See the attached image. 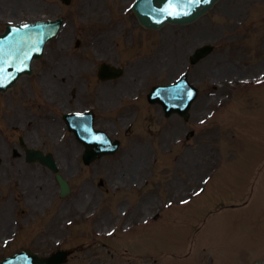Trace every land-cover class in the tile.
Returning <instances> with one entry per match:
<instances>
[{
  "label": "rangeland",
  "instance_id": "obj_1",
  "mask_svg": "<svg viewBox=\"0 0 264 264\" xmlns=\"http://www.w3.org/2000/svg\"><path fill=\"white\" fill-rule=\"evenodd\" d=\"M133 1L72 0L65 6L59 0H0V32L12 23L65 19L58 38L47 45L44 58L33 66L36 76H43V88L36 94L42 96L46 89H51L49 92L57 102L60 95L54 90L59 86L54 82V72L59 62H67L66 76L79 87L82 81L90 85L92 72L101 60L124 63L129 68L124 52L132 48L130 36L133 37L132 29L137 24L124 10ZM243 6L241 0H220L193 25L185 29L177 25L165 26L150 35L157 40V49L165 46V51L159 55H166L171 46L173 51L180 49V43L196 38L197 32L203 33L205 43L216 46L213 54L200 63L204 71L200 84L203 96L193 105L188 126L183 127L178 117L163 120L161 110L149 108V120L145 122L141 116L136 124L134 136L139 140L136 146L125 138L115 155L92 162L85 168L79 144L71 135L61 136L58 127L50 128L45 121L46 125L39 130L42 140L30 139L27 145L55 156L60 174L72 185L71 194L64 199L58 197V186L47 169L35 164L21 170L16 165L13 168L0 166V260L23 247L43 256L58 249H78L67 264H200L204 262H197L201 257L206 260L205 264L210 261L213 264H252L264 255V147H261L264 132L260 127L264 122V86L252 92L257 102L248 109L251 119L246 120L241 117V111L234 116L226 108L219 120L214 121L217 118L211 116L216 110L211 106L214 99L207 95L212 92V86L226 84L228 87L226 82L231 73L243 76L255 73L254 69L246 71L245 67L243 71H236L228 63L229 59L239 56L230 49V41L233 20L242 16ZM114 26L118 31L109 32ZM246 28L237 30V34L248 33ZM134 35L136 40L145 37L139 30ZM245 38L237 41L235 48L243 47ZM76 40L81 43L78 49L74 46ZM100 42L103 47L97 49L99 57H94L91 50L96 43L100 48ZM139 44L133 49L136 55L131 58L136 66L144 64L143 60L137 61L144 56ZM106 50L111 51L112 56L105 58ZM242 62L249 65V62ZM150 70H154L153 61ZM178 71L167 75L157 72V81L168 82ZM144 76L141 75V81ZM5 96L0 95V158L4 162L9 160L6 153L16 146L9 138L6 125L11 119H7L10 109L4 105ZM42 103L51 118L64 110L53 102ZM95 105L98 110L105 111ZM81 108L77 106L76 110ZM235 124L240 125L238 134L232 132ZM104 125L110 130L118 128L109 120ZM186 129L194 131V136L187 144L176 143L175 138L183 139ZM217 129L222 132L218 134L220 138ZM168 150L171 154L166 155L170 156L165 155ZM129 168H134L132 173ZM19 174L24 180L17 185L15 179ZM130 177L150 181L143 187L142 195L154 194V202H133L136 212L122 216L127 208L124 209V202L118 201L125 193L135 192H129L134 190L120 184L122 180L128 183ZM200 186L203 192L192 199L189 206L192 208L182 211L181 207L173 206L164 212L166 202L185 200ZM241 203L246 205H237ZM154 211L159 215L163 212L160 220L137 230ZM176 216L190 220L188 229L183 230L177 224ZM197 221H200L198 229L193 230ZM125 225L132 227L127 233L121 228ZM112 229L114 235L107 237L105 234ZM11 237L12 243H9ZM187 251L192 253V258L177 255Z\"/></svg>",
  "mask_w": 264,
  "mask_h": 264
},
{
  "label": "water",
  "instance_id": "obj_2",
  "mask_svg": "<svg viewBox=\"0 0 264 264\" xmlns=\"http://www.w3.org/2000/svg\"><path fill=\"white\" fill-rule=\"evenodd\" d=\"M65 3H69V0H64ZM173 0H138L135 4L134 11L139 17L141 24L147 27H160V23L157 22L167 21L171 23H187L195 20L217 1L208 0L207 3L204 0H179L185 6L192 10L187 14H179L175 17L171 15L170 5ZM156 6H155V5ZM151 15V16H150ZM153 16V17H152ZM25 25L27 27H25ZM61 20L39 22L34 24H24L21 26L8 27L5 34L0 35V90H5L10 86L16 77L22 73H29V64L31 59H38L41 57V51L45 42L55 36ZM210 48L201 49V53L197 52L194 56L195 61L209 53ZM12 81V82H11ZM9 83V85H8ZM8 85V86H7ZM179 112V111H178ZM180 113V112H179ZM180 115L187 118V114L183 112ZM108 145V143H104ZM109 151V147H95L93 153L100 152L106 153ZM91 154V152H90ZM92 155V154H91ZM102 154H97L96 157H100ZM34 158H37L35 156ZM41 160L52 170L56 171L54 161L50 155L42 158ZM85 163H90L91 158L85 157ZM62 194L67 191L66 183L57 176ZM66 252H57L50 258L44 259L36 255H33L30 251L25 250L22 253L14 255L12 258L6 259L2 264H62L66 259Z\"/></svg>",
  "mask_w": 264,
  "mask_h": 264
},
{
  "label": "flooded vegetation",
  "instance_id": "obj_3",
  "mask_svg": "<svg viewBox=\"0 0 264 264\" xmlns=\"http://www.w3.org/2000/svg\"><path fill=\"white\" fill-rule=\"evenodd\" d=\"M261 3L263 5V12H264V0H261ZM261 19L264 23V14L261 16ZM169 60V59H168ZM134 74H136L137 76H140L141 74V69L140 67H136L133 69L132 71ZM66 81H64V79L59 83V86L57 87V92L60 95L61 98V103L63 104H67V106H71L75 104V101L78 103H76L75 106H83V107H87L90 106L92 107L93 104H99L102 108L104 107H108V106H114V105H118L119 107H121L123 105L124 99L122 98H138L139 94H140V88L137 87L136 82L134 80V82H132L131 84H129L128 86H120L117 88V81H109L113 84L109 85V83H105L106 87H102L101 91L99 92H94V93H87L86 94H81L78 96L77 94V89L75 90V88H72L71 86H69L70 84H74L69 83L68 85V90L66 86H63V84ZM108 84V85H107ZM24 84L21 85L17 91H15V95H10L8 96V106H10L12 109H14V103L16 104L15 110H13V112L11 114H9L12 118V121H14L16 124L20 125L23 124L25 125V123L30 122L31 120H39L40 118L37 115L38 109H39V103L36 102V104L33 107H30L28 105V99L29 97H31L32 99L35 100L34 95H30L28 93H26V91H24ZM117 88V89H116ZM69 91V95L67 94V91ZM68 95V96H67ZM138 103H139V98L138 100H136V104H132L130 105V103L128 104V107L131 108L132 112H123V109H118L117 111V118L119 119H126L133 115H135V111H137L138 107ZM36 111V112H33ZM15 132V130L13 131ZM17 135V141L19 142L20 138H22L23 136L20 134H16ZM23 162L25 163V161L23 160ZM23 177L20 175V177L18 178V181H22Z\"/></svg>",
  "mask_w": 264,
  "mask_h": 264
},
{
  "label": "snow or ice",
  "instance_id": "obj_4",
  "mask_svg": "<svg viewBox=\"0 0 264 264\" xmlns=\"http://www.w3.org/2000/svg\"><path fill=\"white\" fill-rule=\"evenodd\" d=\"M197 2H199V0H197ZM204 2L207 3L208 0H204ZM25 27H27V26L25 25ZM189 95H191V94L189 93Z\"/></svg>",
  "mask_w": 264,
  "mask_h": 264
}]
</instances>
